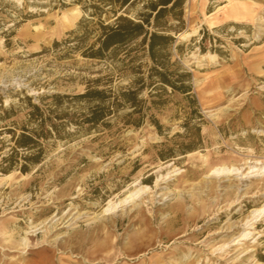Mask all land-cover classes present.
<instances>
[{"label": "rangeland", "instance_id": "obj_1", "mask_svg": "<svg viewBox=\"0 0 264 264\" xmlns=\"http://www.w3.org/2000/svg\"><path fill=\"white\" fill-rule=\"evenodd\" d=\"M90 2L0 0V159L27 97L39 104L91 86L116 94L149 65L129 64L122 51L84 57L99 34ZM237 9L244 18H234ZM184 23L171 62L191 74L195 107L167 89L141 126L119 122L132 111L125 106L107 118L110 129L68 125L40 164L0 173V264L40 253L53 264H264V217L252 215L264 206V174L254 171L264 167V0H187ZM86 107L65 99L58 113ZM10 108L16 116L4 120ZM218 167L240 173L212 175Z\"/></svg>", "mask_w": 264, "mask_h": 264}, {"label": "trees", "instance_id": "obj_2", "mask_svg": "<svg viewBox=\"0 0 264 264\" xmlns=\"http://www.w3.org/2000/svg\"><path fill=\"white\" fill-rule=\"evenodd\" d=\"M90 1L92 16L98 19L99 34L95 43L84 51V57L104 61L122 51L123 58L129 64L145 57L149 65L145 64V71H142L141 65L136 67V79L128 88L121 89L116 94L91 86L84 93L73 97L59 94L41 96L39 104L27 97L24 120L20 123L14 121L12 124L16 127L5 129L11 135L13 145L9 153L0 159V173L8 174L18 168L25 174L32 166L40 164L49 140L69 137L64 132L68 125L74 126L77 131H90L99 126L110 129L107 118L127 106L132 111L120 116L119 122L125 126H141L144 115L150 113L152 116L151 112L162 104L160 99L153 98L161 97L167 89L182 95L195 107L191 95V74L177 62H171L170 53L175 39L173 34L181 32L185 26L184 5L187 0ZM61 2L59 0L60 4ZM136 5H140V9L134 17L126 16L127 11ZM121 11L123 14H119ZM103 15H111L113 22L105 24ZM144 90L150 92L146 99H141L139 96ZM152 91L155 94H151ZM65 99L86 103L87 107L71 116L69 113H58ZM46 101L47 105L44 103ZM193 112L195 113V109ZM14 115L13 108L6 109L3 119L8 120ZM153 125L157 130L161 129L158 119L153 120ZM194 131L199 138V129L195 128Z\"/></svg>", "mask_w": 264, "mask_h": 264}, {"label": "bare ground", "instance_id": "obj_3", "mask_svg": "<svg viewBox=\"0 0 264 264\" xmlns=\"http://www.w3.org/2000/svg\"><path fill=\"white\" fill-rule=\"evenodd\" d=\"M235 8V7H234ZM232 9V8H231ZM236 10V9H234ZM232 11V10H231ZM244 14L239 12L238 9L237 11L234 12V18L237 19H240V18H244ZM233 17V16H232ZM253 18V17H252ZM232 20V19H231ZM235 20V21H236ZM254 171H256L257 173H262L264 174V167L262 168H258V169H255ZM240 173V170L238 168H235V167H232V168H228V167H218V168H215L214 170H212L211 174L212 175H217V176H223V175H235V174H239ZM133 196H135V194H130L128 197H126L125 199L119 201L118 203H115V204H110L104 211L106 213H111L113 210H115V208L118 206V205H121V204H124L126 202H128ZM252 215H253V218H258V217H264V206L260 209H255L252 211ZM253 228V227H252ZM249 233L248 232H244L243 234H241L240 236H244V237H247ZM28 238V237H27ZM27 238H24L22 240V245L24 247V249H26L28 247V241H27ZM106 244V243H105ZM104 244V245H105ZM109 246V245H108ZM22 247V246H21ZM99 251V250H98ZM105 253V252H103Z\"/></svg>", "mask_w": 264, "mask_h": 264}, {"label": "crops", "instance_id": "obj_4", "mask_svg": "<svg viewBox=\"0 0 264 264\" xmlns=\"http://www.w3.org/2000/svg\"><path fill=\"white\" fill-rule=\"evenodd\" d=\"M29 264H53V259L45 253H40Z\"/></svg>", "mask_w": 264, "mask_h": 264}]
</instances>
